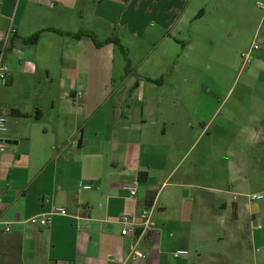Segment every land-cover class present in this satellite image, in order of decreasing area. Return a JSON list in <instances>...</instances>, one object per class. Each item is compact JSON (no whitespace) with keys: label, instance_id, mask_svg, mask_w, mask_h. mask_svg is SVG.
<instances>
[{"label":"crops","instance_id":"0c3cea01","mask_svg":"<svg viewBox=\"0 0 264 264\" xmlns=\"http://www.w3.org/2000/svg\"><path fill=\"white\" fill-rule=\"evenodd\" d=\"M202 15L186 0H0L11 72L0 94L12 95L0 101L11 140L0 153V223L11 225L0 224V264H264V12L230 102L215 65L201 75L203 56L183 44ZM109 38L124 60L117 43L93 40ZM134 42L152 47L150 62H134ZM55 62L59 92L39 94L32 83L42 71L53 80ZM55 207L67 214L22 223ZM144 208L152 227L121 234V217Z\"/></svg>","mask_w":264,"mask_h":264},{"label":"rangeland","instance_id":"374dc122","mask_svg":"<svg viewBox=\"0 0 264 264\" xmlns=\"http://www.w3.org/2000/svg\"><path fill=\"white\" fill-rule=\"evenodd\" d=\"M186 1L189 13L194 11L197 13L199 9L203 12L202 16L191 19L184 27L183 44L192 46L186 47L187 56L188 58L193 57L192 59L196 58L198 54L203 56L201 59L203 65L200 64L199 69L195 68V70H199L200 74H204V76L211 73L205 65L207 63L215 65V70L211 68L212 75L217 74L222 77L219 92L224 95L229 91L228 101L230 102L234 96L241 94L243 78L246 76L247 69L250 68V62L243 65L240 53L249 48L253 39L252 33L263 15L264 10L256 4L260 0ZM116 54L124 60L125 53L120 50ZM153 54L151 46L134 42V62L138 59L143 63L150 62L153 59ZM50 71V77H53V80L47 78L45 71H42L37 74L39 76L37 81L32 83L33 89L39 94L59 92L55 78L60 75L61 67L55 62ZM1 87L6 90L4 86ZM8 91L2 96L0 94V101L3 100L7 105L12 98ZM194 152L195 143L184 158L183 168L188 167L191 160L193 161Z\"/></svg>","mask_w":264,"mask_h":264},{"label":"built area","instance_id":"2783aa9c","mask_svg":"<svg viewBox=\"0 0 264 264\" xmlns=\"http://www.w3.org/2000/svg\"><path fill=\"white\" fill-rule=\"evenodd\" d=\"M256 4L264 10V0L257 1ZM259 45L256 42H253L251 46L244 52L240 53V56L242 57L243 65L250 62V51L252 49L258 48ZM242 65V67H243ZM11 72L6 64V62L3 59V53L0 49V86H5L10 81ZM78 95H80V92H77ZM7 120L6 117L0 113V153L4 149L5 140H4V134L7 131ZM126 190H128L130 195L136 194V186L134 185H124L123 186ZM262 195L252 194L250 196L251 199H257L261 198ZM55 213L58 214H67L66 210L63 207H55L53 210L41 213V214H35L30 217H28L26 220H24L22 223H27L30 226H46L50 220L51 216ZM150 213L146 208L142 209L137 216V220H135L133 217L129 216H122L119 222L122 224V228L120 230V233L123 235L129 234L134 235L135 234V226L141 225L145 228L152 227L153 222L150 220ZM1 224V223H0ZM1 228L3 231H10L11 225L10 223H2ZM141 256H144V254L139 253ZM188 250L186 249H176L173 252V256L179 257V256H187Z\"/></svg>","mask_w":264,"mask_h":264},{"label":"trees","instance_id":"16d2710c","mask_svg":"<svg viewBox=\"0 0 264 264\" xmlns=\"http://www.w3.org/2000/svg\"><path fill=\"white\" fill-rule=\"evenodd\" d=\"M75 35L76 36H79L80 34H75ZM38 37H39V33L37 32V33H34L33 35H31L30 37H28L25 41H28L29 43H34V42H36V40L38 39ZM93 40H94V42H95V44L97 46H99V45H101L102 43H105V42L113 41V42L117 43L118 46H119V48L123 51V53H125V50L123 49V47L121 46V44L118 42V40L115 39V38H109V39L105 40L104 42H98L95 39H93ZM126 71H128V72L130 71V67H129L128 61H127V64H126ZM135 85H137V82L134 83V86ZM19 114H21V113H19ZM146 176H147L146 172H144V171L143 172H138V174H137V180L139 182H141V181L143 182V181L146 180ZM152 198L153 197H150L148 199V204L151 203Z\"/></svg>","mask_w":264,"mask_h":264},{"label":"water","instance_id":"95a60500","mask_svg":"<svg viewBox=\"0 0 264 264\" xmlns=\"http://www.w3.org/2000/svg\"><path fill=\"white\" fill-rule=\"evenodd\" d=\"M5 142H11V140H8V139H7V140H5Z\"/></svg>","mask_w":264,"mask_h":264}]
</instances>
